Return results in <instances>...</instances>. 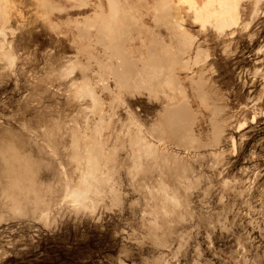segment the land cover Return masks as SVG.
I'll return each mask as SVG.
<instances>
[{
    "label": "rangeland",
    "instance_id": "374dc122",
    "mask_svg": "<svg viewBox=\"0 0 264 264\" xmlns=\"http://www.w3.org/2000/svg\"><path fill=\"white\" fill-rule=\"evenodd\" d=\"M11 1L5 37L15 61L0 60V264H264V0L249 25V8L242 2L239 26L225 34L184 21L185 31L206 55L188 71H179L187 94H172L174 98L146 94L137 79L144 77V68L130 82L123 76L128 55L137 62L148 57L144 36L149 32L143 26H138L139 41L123 46L102 41L101 47L100 41L78 37L81 19L93 15L97 0L84 7L68 0ZM144 23L161 41L174 38L169 48L187 58L181 33L171 30L172 38L150 12ZM132 42L138 43L133 51ZM101 48L115 59L108 71L98 60ZM77 55L86 62L83 72L93 81L98 105L104 104L97 115L110 120L103 131L109 146L116 138L126 140L131 117L148 136L158 120L164 123L167 106L175 107L174 116L159 127L162 135L159 131L150 138L168 155V165L135 180L137 159L131 160L128 146L119 148L116 198L107 196L101 203V197L94 198L90 208L61 198L67 191L65 175L72 180L79 175L71 163V129L82 125L87 102H79L71 87V81L79 82V72L66 78L57 74ZM170 58L164 59L168 66ZM114 65H123L122 77L115 80ZM200 74L203 79L194 89L201 93H193L188 78ZM130 83L144 91L129 92ZM183 95L188 110L181 104ZM158 181L178 193L180 205L174 208L160 193L147 194L146 187ZM93 185L96 192L103 191L101 184ZM38 186L48 200L65 201L52 204L48 220L40 218L41 206L33 195L25 193ZM159 203L168 214L155 216Z\"/></svg>",
    "mask_w": 264,
    "mask_h": 264
},
{
    "label": "bare ground",
    "instance_id": "6f19581e",
    "mask_svg": "<svg viewBox=\"0 0 264 264\" xmlns=\"http://www.w3.org/2000/svg\"><path fill=\"white\" fill-rule=\"evenodd\" d=\"M68 1L73 2L75 5H78V6L80 5L79 0H68ZM261 1L262 0H201V1H199V0H174V1H171V0H155L153 10L154 11H160L162 9V10H166L168 12L166 14H161V15H163L164 17H168V19L166 21L169 22L168 24H169V27L171 30H175V31L177 30L179 33H181L183 35V39H182L183 47L185 48V52H188L187 53L188 56H187V58L184 57V59H183V56H181L179 53L176 54L171 48H169L170 45L169 46L165 45L166 50H164V54H166L169 58L171 57L170 59L172 60V65L168 66V64H167L168 62L165 61L166 59L165 60L164 59L163 60H157V58H159L160 56H159V52H158V45H156V43H154V45L152 46V48L154 49V52H151V51L149 52L147 50L149 53L147 52V54H146V55L150 56L151 58L147 57L143 61L138 60L143 65V66L140 65L138 62L140 70H142L143 68H144V70L146 69L144 77L143 78H141V77L137 78L139 81V84H142L145 86L144 89L146 91V94L149 93V94L153 95V93H154V95H156L155 93H157V94L159 93V94H162L164 96L170 95L172 98H174L172 96V94H176V93L187 94L186 93V86L183 84V82L180 78L179 71H188L190 69L191 65L199 64L201 62V60L205 57L206 51L204 49H202L201 47L194 46V43H195L194 38L188 32L185 31V28L183 26V23L186 19H190L192 22L197 23L200 26V29L206 30V28L211 27V28H213V30L217 31V33L224 34L226 30L235 29L239 26L242 2H244V3L246 2L247 3L246 5L248 7H250L252 10V13L250 14V21L247 24V25H249L256 17L257 12H258V7L260 4H262ZM11 3H12L11 0H0V60L4 61L6 63L9 62L12 65V63H14V61H15V55L12 52V48L10 45H9V47L6 48V37H5L6 36V26L9 25V20H10V11L9 10L11 7ZM45 4H46L45 2L42 3V5H45ZM120 14H121V11H120ZM114 15H116V13H114ZM158 21H161V20H158ZM79 25H81V24H79ZM78 30H80V29H78ZM108 33H109V31H108ZM122 48H124V47H122ZM192 51H193V54L191 55ZM78 52H79V50H78ZM79 53H78V55H79ZM155 53H157L158 55L155 56ZM105 54L108 55L107 53H105ZM122 54H125V53H123V51H122ZM138 54H139V52H138ZM78 55L74 58V60L69 59L68 64L62 69L63 74L61 72H60L61 75L59 74L61 77L66 78V77L72 76L71 74H73L75 71L79 72V74H80L79 82L71 81V87L74 88V94H77V98H79V100H78L79 102L80 101H83L84 103L87 102V105H85L86 110L84 112L85 114L83 116L82 125H78V123H76L74 121V123H76V125L71 129L72 130V133H71L72 134V137H71V139H72L71 140V163L75 166V169L79 172V175H78L76 180L70 179L67 174L65 175L64 181L67 185V191L64 192L63 195L61 194L62 195L61 198L67 199L69 204H71V205H74V206L80 205L82 207L90 208V206L93 204L94 198H97V200H98V198L101 197V201H99L100 203L107 196H111L112 200H115V198H116L115 194H114V192L116 190L115 174L118 170H117V162L115 160V155H116L117 150L119 148H122L124 146H128V148L131 151V160L133 161V157L137 159L136 161L133 162L134 172H135V176H134L135 180L137 179L138 176L151 174V173L155 172V170L161 169L163 163L165 166L168 165V160H167L168 155L165 154L164 152L160 151L158 149V147L156 146V144L153 141H150V138H154L153 135L157 136L156 133H158L159 131H160V134L162 135L163 132H162V130L159 129V127H160V125L164 126L165 122L168 119L170 120V118H169L171 116L170 114H172V117L174 116L173 110H175V107H173V108L171 107L173 105V103L171 105L167 106L168 109L166 111V116L163 119L164 123H162V118H161V121L158 120L157 123H155L153 125V128H151V130L147 132L148 136L147 135L145 136L144 130L141 128L142 124L137 120V118L131 117L128 126H133V128L129 130L128 126H127V130L125 133L126 140L121 139L122 137L116 138L114 143L111 146H109V144H108L109 138H105L103 136V131L105 130V128H108L110 120H106L105 118H104L105 119L104 120V119H102V117L100 115H97L98 113H101L103 111L104 104L98 105L99 100L97 98V95H95L93 93V90L91 87L93 81H91V79H88L89 81H87V79H86L87 77L85 76V74L83 72L84 67H82V66L85 65L86 62L82 63L83 61L79 59ZM109 55H110V53H109ZM78 62H80V63H78ZM123 65H122V67H123ZM101 66H102V64H101ZM114 67H115V65H114ZM104 68L105 67H103V70H104ZM89 70H91V69H89ZM106 70H107V68H106ZM110 72H111V69H110ZM97 73H95V75ZM123 73H124V71H123ZM199 73H202V71L201 72L199 71ZM100 74H102V73H100ZM141 76H142V74H141ZM201 78L203 79L202 74L192 75L191 77L188 78L189 84L191 85L193 93L199 94L201 89L197 90L194 88H196L198 86L199 79H201ZM114 80H115V78H114ZM114 80H113V82H114ZM62 82H63V80H62ZM132 84H134V83H132ZM69 86H67V87H69ZM126 88H127V85H126ZM138 88H139V86H138ZM102 89H103V87H102ZM121 89H117V90L120 91ZM128 90H130V89H128ZM96 91L97 90H95V92ZM203 93L204 92H202V95L204 96L205 94H203ZM203 96H200V98H202ZM166 97H168V96H166ZM186 98L187 97L185 95L182 96L183 102H181V104H183L184 107L188 106L186 104V101H187ZM176 104L174 106H177ZM185 108L188 110V107H185ZM178 113H176V115L179 116V119L181 118L182 120H184L183 119L185 117L184 113L179 112V111H178ZM194 115H195V113H194ZM91 116H93V119L90 118ZM177 116H176V119H177ZM193 116H192V118H191L192 120L190 122L191 125H192V121L194 118ZM172 117H171V119H172ZM186 119H187V117H186ZM181 123H183V121ZM190 123L188 125H190ZM169 124H170V122H169ZM178 124H179V121H178ZM175 125H177V124H175ZM244 126H245L244 122L240 123L239 129L243 128ZM166 127H167V124H166ZM171 129H173V128H171ZM184 129L185 128H183V130ZM187 129H189V127ZM190 129H192V128L190 127ZM74 130L77 131V134L73 133ZM185 131L187 132V130H185ZM185 131L184 132L182 131V132L185 133ZM191 133L193 135L194 131ZM188 134H189V132H188ZM182 135L183 134H181V136ZM186 135H187V133H186ZM177 136L180 137L179 132H178ZM190 140H191V138H190ZM195 141H197V139H195ZM214 141H216V140H214ZM205 146H206V144H205ZM48 147L52 148V145L49 143ZM73 152L78 155V157L76 159L72 157ZM52 153H55V151L53 149H52ZM131 177L133 179V175H131ZM94 182L101 184V187H102L101 189L103 191L96 192L94 190V185H93ZM158 182L159 183L156 185L146 187L147 194L149 196L153 197V195L155 193H160L167 200V202L170 203L174 208L176 206L180 205L181 204V198L179 197L178 193L174 190H170L168 188V186L163 181H158ZM38 188H39V186L34 187L32 189H29V190H26L25 193L29 192V193H31V195H33V198H34L36 204L41 206V211L39 213L40 218L42 220H48L52 204H54L56 206H60V205H63V202H65V201H62L63 199H60L56 202H53L52 200H48L50 198L49 197L47 199L49 194H48V196L46 195L47 196L46 197L44 195V193L41 192V190H39ZM50 194H51V192H50ZM116 201H118V200H116ZM20 206H22V203ZM157 206L158 207L155 208L153 211L155 216H157V215L159 216L161 214L165 215V214L169 213V211L165 207H163L162 204L159 203V205H157ZM153 224L155 226H157L156 219L153 220Z\"/></svg>",
    "mask_w": 264,
    "mask_h": 264
},
{
    "label": "crops",
    "instance_id": "0c3cea01",
    "mask_svg": "<svg viewBox=\"0 0 264 264\" xmlns=\"http://www.w3.org/2000/svg\"><path fill=\"white\" fill-rule=\"evenodd\" d=\"M79 1H80L79 6L75 4L72 6L73 7H84L89 4V0H79ZM171 1H174V0H171ZM154 2L155 0H97V3H96L97 6L93 12V15L88 18L81 19V29L79 31L78 37L86 38L88 39V41H99L100 40L101 44L98 43V46H101V47L105 45V43L102 41H111V42H108V44H113V45L115 44V42H118L119 44H121L122 42V45H126L125 43L126 41H135V40L139 41L137 37L138 36L137 30L139 28L138 26L140 25V26H143L144 29L149 32V33H145V36H144L146 46L149 47V45L150 46L153 45V42H154L156 43V45H158V47H160L159 49L160 57L157 58V60L167 59L168 56L167 55L165 56V54H163V48L166 46L172 45L175 41L172 36V31L168 24L169 22L166 21L168 17H164L163 15H161V14H166L168 12L162 9L160 11H154L153 10ZM54 8L58 9V11L63 10V8H60V7L59 8L54 7ZM248 8L251 14L252 10L250 7ZM120 11H121V14H120ZM148 12L152 14V19L154 18L153 20L156 23H162L164 26L165 25L167 26L165 27L168 28V30L170 29L169 31L171 33L173 41H169L168 43L162 42L159 36L160 34L155 33L151 27L147 26L144 23V18L148 14ZM114 13H117L118 16L114 17L113 16ZM158 20H161V21H158ZM6 29H8V26H6ZM108 31H111V32L108 33ZM128 46H129V49L133 51L131 46L136 47L138 46V43L136 44L135 42H132V43H129ZM194 46H195V43H194ZM197 47H200V46H197ZM148 51L154 52V49L148 48ZM104 53L105 52L103 48H101V55L97 54L98 60L102 62V66L106 64L105 68L113 67V64H114L113 62L115 61V59L111 58L108 55H105ZM156 55L158 54L155 53V56ZM127 61L129 65H128V68L124 69L123 76L128 78L130 82V80H132L133 78H136L140 74L141 70H140L138 62L137 61L135 62L130 56H128ZM96 67H97V70H99V67L98 66ZM114 69H116L117 74H112V77L113 78L117 77V79L118 77L119 78L122 77L120 74L123 68L118 65H115ZM60 72L61 71L58 72V77H61ZM137 89L138 87L134 85L131 87L129 92L142 93L144 91V90L138 91Z\"/></svg>",
    "mask_w": 264,
    "mask_h": 264
}]
</instances>
